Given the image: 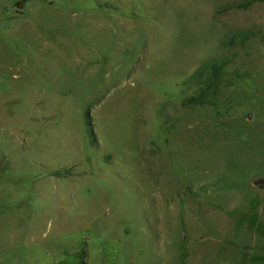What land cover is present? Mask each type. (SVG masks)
Masks as SVG:
<instances>
[{
    "label": "rangeland",
    "instance_id": "rangeland-1",
    "mask_svg": "<svg viewBox=\"0 0 264 264\" xmlns=\"http://www.w3.org/2000/svg\"><path fill=\"white\" fill-rule=\"evenodd\" d=\"M250 1L0 0V264H264ZM219 56L214 106L182 107Z\"/></svg>",
    "mask_w": 264,
    "mask_h": 264
},
{
    "label": "trees",
    "instance_id": "trees-1",
    "mask_svg": "<svg viewBox=\"0 0 264 264\" xmlns=\"http://www.w3.org/2000/svg\"><path fill=\"white\" fill-rule=\"evenodd\" d=\"M252 0L248 3H251ZM257 34L249 30H238L228 33L219 40V47L229 45L242 46L247 40ZM264 41V35L261 36ZM231 63V59L226 56L210 58L202 62L196 70L188 77V83L197 86L195 93L181 101L182 107H202L214 106V99L218 93V86L224 69ZM85 124L89 127V114L85 113ZM264 184V179L255 181L254 185Z\"/></svg>",
    "mask_w": 264,
    "mask_h": 264
}]
</instances>
